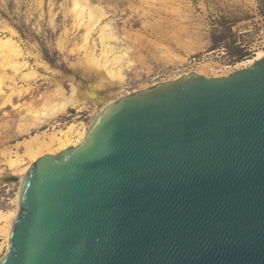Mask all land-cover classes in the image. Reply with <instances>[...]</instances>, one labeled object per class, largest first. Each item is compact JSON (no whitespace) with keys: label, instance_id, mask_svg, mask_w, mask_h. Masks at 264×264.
<instances>
[{"label":"water","instance_id":"obj_1","mask_svg":"<svg viewBox=\"0 0 264 264\" xmlns=\"http://www.w3.org/2000/svg\"><path fill=\"white\" fill-rule=\"evenodd\" d=\"M9 242L0 264H264V57L107 105L31 164Z\"/></svg>","mask_w":264,"mask_h":264},{"label":"rangeland","instance_id":"obj_2","mask_svg":"<svg viewBox=\"0 0 264 264\" xmlns=\"http://www.w3.org/2000/svg\"><path fill=\"white\" fill-rule=\"evenodd\" d=\"M77 1L0 0V39L9 36L19 44L20 61L25 62L15 71L0 57V206L4 210L17 208L21 169L31 161L25 142L35 135L49 140L72 122L89 126L101 111L94 98L117 99L197 72L203 62L211 64L203 75L225 76L244 68L246 59L264 50V0H89L106 12L98 24L110 21L118 37L112 43L120 47L117 54L127 47L133 61L124 68L125 82L112 86L104 69L89 63V46L104 58L100 26L86 41L85 28L76 17ZM75 91L84 97L79 107L37 118ZM19 155L21 164L10 167L9 161ZM13 175L19 180L7 179ZM6 234L0 232V258L6 251Z\"/></svg>","mask_w":264,"mask_h":264},{"label":"bare ground","instance_id":"obj_3","mask_svg":"<svg viewBox=\"0 0 264 264\" xmlns=\"http://www.w3.org/2000/svg\"><path fill=\"white\" fill-rule=\"evenodd\" d=\"M77 4H78L77 8H78V6H79V8L77 10L76 17L78 19V22L80 24H82L85 28L84 32L87 36V37L85 36L86 37L85 39L87 41V38L89 40L88 36L90 34H92V32L94 30L96 31V26L99 25L98 23H101V21H103V18L106 16V12L103 9H101L100 7L93 6L92 4H90L89 0H78ZM75 5H76V3H75ZM109 22H106L105 24L103 23L101 26L99 25L100 27L98 30L99 31V41H101V43H102V47H103L102 52H103L104 58H101L100 56L96 55L95 49L93 47L89 46V54H90L89 63L101 71H102V69H104V71H105L104 73L107 75L108 79L110 78L109 84L112 86H115L117 84H122L125 82L126 79L124 78V75H125L124 74V72H125L124 68L130 67L133 64V61L131 60V57L129 55L130 50L127 47H125V49H123L122 51H120L117 54L116 51L120 47L118 48V46L112 45V43L116 42L118 40V37L115 35L114 29L111 27V24ZM111 22H112V20H111ZM10 31H11V33H14L13 29H11ZM15 34H16V32H15ZM7 38L8 39H5V40L0 39V57H2L4 59V62L6 61L5 64L7 63L9 65V63L11 62L10 65L15 69V71H20L21 69H23L22 66L25 65V62L20 61V57H21V55H23V50L19 44L14 42V40H12V38H10L9 36ZM85 43L88 45L87 42H85ZM113 53L117 54V55L112 56ZM262 57H264V50H259L258 52H256V54L253 57L246 59V61H244L243 65L245 67L249 66V65L253 64L256 60L261 59ZM196 68H197L196 73H199V74L204 73L205 74V72H207L208 70H211V64L209 62L199 63ZM91 69H92V67H91ZM97 69L95 70L96 72H97ZM30 70H32V68ZM32 73H35V72L32 71V72H29L28 74H32ZM99 73H101V72H99ZM186 74H189V73H186ZM181 76L182 75L176 76L175 79L180 78ZM125 77H126V75H125ZM76 92L79 93L78 91H75L70 96L63 98L60 102L49 106V108L47 110L45 109V111H43L41 113L39 112V116L37 118L39 120H42L43 118H46V116L50 117V116H53L55 114L57 115V113H59L61 111H65L70 107H72V108L79 107L82 104L81 103L82 101H80V99H84V97L80 98ZM130 92H127L126 95L130 94ZM122 96H124V95H122ZM122 96H120V97H122ZM120 97H118V98H120ZM117 99H112L110 101L105 102L102 99L96 97L93 99V101L95 102V105H97L101 108L100 110L102 111V110H104V108L107 105H109L110 103H112L113 101H115ZM94 120L92 121V123L94 122ZM92 123L89 126L85 127L84 125L79 126V124L72 122V123L66 125V127L64 129L60 130V128H59V130H60L59 133L53 132L54 134L49 136V140H45V139L42 140L39 135H37V136L35 135L31 140L28 139L29 141L25 142L26 143L25 144V153H26V155H28L30 157L31 161L26 167L21 169L22 170L20 173L21 174V180H19V181H21V184H22V181H23L25 174L27 173V170L30 168V166L33 162H35L38 158H40L41 156H43L47 153L57 154V153L65 150L67 148L77 146L78 144H80L85 139ZM20 162H22V161H21V158L19 155V156H17V158H13L9 161V166L13 167V168L14 167L18 168V166L21 164ZM20 190H21V186L19 187L17 197L15 199V201L17 203V208L15 210H4L0 206V232L4 231L7 233L6 234V244H5L6 245V251H5V253L9 249V246H10L9 237H10L11 228H12L13 223H14L17 215H18L19 208H20ZM0 260H1V258H0Z\"/></svg>","mask_w":264,"mask_h":264}]
</instances>
